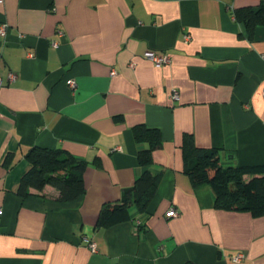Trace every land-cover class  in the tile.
I'll use <instances>...</instances> for the list:
<instances>
[{
  "label": "crops",
  "instance_id": "crops-1",
  "mask_svg": "<svg viewBox=\"0 0 264 264\" xmlns=\"http://www.w3.org/2000/svg\"><path fill=\"white\" fill-rule=\"evenodd\" d=\"M260 2L0 0V264H264V215L216 208L211 188L183 171L181 148L187 132L223 166L264 163V24L250 35L234 15ZM150 49L170 60L154 65ZM140 123L163 140L148 213L131 206L99 226L102 206L140 172ZM32 146L84 160V194H18Z\"/></svg>",
  "mask_w": 264,
  "mask_h": 264
},
{
  "label": "trees",
  "instance_id": "trees-1",
  "mask_svg": "<svg viewBox=\"0 0 264 264\" xmlns=\"http://www.w3.org/2000/svg\"><path fill=\"white\" fill-rule=\"evenodd\" d=\"M234 15L245 24L251 35L257 25L264 24V0L256 6L235 8ZM132 131L135 142L140 146L137 152L140 172L133 184L123 190L120 202L102 206L97 220L99 226H109L129 218L131 206L146 217L157 190L160 173L153 172L151 165L152 152L162 145L161 132L143 123L133 126ZM181 148L183 171L193 185L207 184L211 188L216 208L264 215V163L223 166L217 148L198 146L192 134L187 132L183 135ZM26 158L29 167L20 176L16 189L18 194L25 196L30 194L29 188L41 190L45 185L59 191L57 199L60 201H72L84 194V160L61 148L40 146H32Z\"/></svg>",
  "mask_w": 264,
  "mask_h": 264
},
{
  "label": "built area",
  "instance_id": "built-area-1",
  "mask_svg": "<svg viewBox=\"0 0 264 264\" xmlns=\"http://www.w3.org/2000/svg\"><path fill=\"white\" fill-rule=\"evenodd\" d=\"M8 28H9V25L6 21H0V35L4 37V42L5 43V39H6V35H7V31H8ZM190 38V35L189 34H186L185 35V40H188ZM144 57L149 59L150 61L153 62L154 65L156 66H159V65H162V64H165L167 63L170 58H169V55L166 54V53H158L156 52L155 50H146L144 52ZM115 74V70H112L111 71V75H114ZM16 78V74L14 72H9L8 73V79L10 81H13L14 79ZM2 84V79H1V76H0V86ZM67 84L72 88V89H75L76 87V83L73 79H68L67 80ZM262 95H264V89H262ZM178 95H177V92L176 91H173L172 93V97L173 98H176ZM1 211V209H0ZM178 215V211L171 207L167 210L166 212V216L168 217H176ZM88 245L90 247V249L92 251H96V244L92 241H88ZM243 253L242 252H238L234 255H232V258L236 261H240L242 258H243Z\"/></svg>",
  "mask_w": 264,
  "mask_h": 264
}]
</instances>
